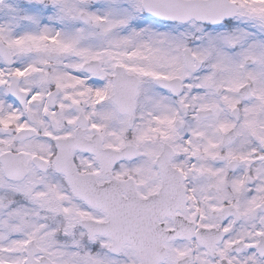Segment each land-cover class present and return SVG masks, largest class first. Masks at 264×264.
<instances>
[{
	"label": "snow or ice",
	"instance_id": "obj_1",
	"mask_svg": "<svg viewBox=\"0 0 264 264\" xmlns=\"http://www.w3.org/2000/svg\"><path fill=\"white\" fill-rule=\"evenodd\" d=\"M0 264H264V0H0Z\"/></svg>",
	"mask_w": 264,
	"mask_h": 264
}]
</instances>
